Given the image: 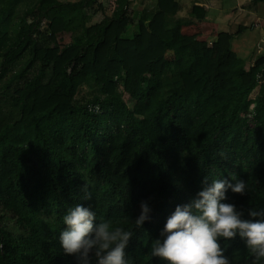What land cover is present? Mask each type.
I'll return each instance as SVG.
<instances>
[{"label": "trees", "instance_id": "trees-1", "mask_svg": "<svg viewBox=\"0 0 264 264\" xmlns=\"http://www.w3.org/2000/svg\"><path fill=\"white\" fill-rule=\"evenodd\" d=\"M87 4L0 0V264H81L59 242L77 204L133 231L128 264H166L152 241L205 176L235 174L248 190L226 202L245 217L264 209V57L238 75L224 51L212 67L214 50L168 23L174 0H158L130 36L122 4L86 26ZM142 201L149 219L137 228ZM221 246L230 264H264L239 238Z\"/></svg>", "mask_w": 264, "mask_h": 264}, {"label": "clouds", "instance_id": "clouds-1", "mask_svg": "<svg viewBox=\"0 0 264 264\" xmlns=\"http://www.w3.org/2000/svg\"><path fill=\"white\" fill-rule=\"evenodd\" d=\"M204 187L196 197L184 205H177L168 217L160 238L152 241L150 256L166 264H230L221 246V240L244 242L254 261H264V209L250 208L246 217L227 195H245L248 186L235 174L226 179L209 182L205 176ZM82 191L84 199H91L88 185ZM147 201L140 203V214L132 220L142 228L149 219ZM64 228L59 242L66 255H76L81 264H128L126 248L133 231L111 221H97L91 207L82 204L69 207L63 216Z\"/></svg>", "mask_w": 264, "mask_h": 264}, {"label": "crops", "instance_id": "crops-1", "mask_svg": "<svg viewBox=\"0 0 264 264\" xmlns=\"http://www.w3.org/2000/svg\"><path fill=\"white\" fill-rule=\"evenodd\" d=\"M57 1L65 5L77 4L82 0ZM87 1L88 7L83 11L87 19L86 26L99 24L105 17L112 16L122 4V9L132 21L126 33L130 36L134 30L133 26L140 17L156 9L158 0ZM174 2L178 9L174 16L168 17V23L181 21L185 24L184 33L196 35L199 40L205 41L214 50L213 58L210 60L212 67L218 65V57L224 51H229L233 55L238 75L252 67L257 58L264 57V0H174ZM60 8L81 25L79 10ZM68 35L69 41L66 44L72 38L71 34Z\"/></svg>", "mask_w": 264, "mask_h": 264}, {"label": "rangeland", "instance_id": "rangeland-1", "mask_svg": "<svg viewBox=\"0 0 264 264\" xmlns=\"http://www.w3.org/2000/svg\"><path fill=\"white\" fill-rule=\"evenodd\" d=\"M75 18H76V17H75ZM75 20H76V19H75ZM77 20H79V19L77 18ZM76 22H78V21H76ZM78 23H79V22H78ZM59 41H60V44H61V45H65V44L69 41V35H68V34H62V35H60V37H59ZM14 70H16V69H14ZM221 74H222V76L225 75L224 72H221ZM83 93H85V88L81 89V91H80L79 94H78V98L81 97V95H82Z\"/></svg>", "mask_w": 264, "mask_h": 264}]
</instances>
